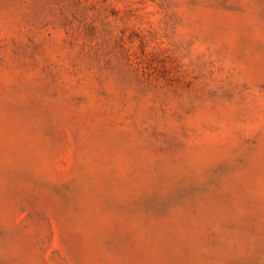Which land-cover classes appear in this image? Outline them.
Wrapping results in <instances>:
<instances>
[{
  "label": "rangeland",
  "instance_id": "374dc122",
  "mask_svg": "<svg viewBox=\"0 0 264 264\" xmlns=\"http://www.w3.org/2000/svg\"><path fill=\"white\" fill-rule=\"evenodd\" d=\"M0 264H264V0H0Z\"/></svg>",
  "mask_w": 264,
  "mask_h": 264
}]
</instances>
